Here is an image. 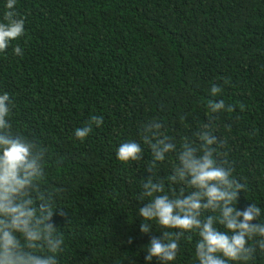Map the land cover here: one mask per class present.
Instances as JSON below:
<instances>
[{"label":"trees","instance_id":"obj_1","mask_svg":"<svg viewBox=\"0 0 264 264\" xmlns=\"http://www.w3.org/2000/svg\"><path fill=\"white\" fill-rule=\"evenodd\" d=\"M17 9L23 53L14 44L0 54V92L14 102L13 130L49 150L47 185L61 207L53 222L65 240L59 264H146L150 241L170 231L154 222L141 231L149 201L138 197L149 177L170 195L189 193L169 179L177 152L155 167L147 147L137 163L116 157L152 118L177 146L212 125L221 160L244 185L235 206L256 205L264 219V0H18ZM219 99L231 110L210 113L208 101ZM93 116L103 125L80 141L75 129ZM176 238V264H195L199 237Z\"/></svg>","mask_w":264,"mask_h":264},{"label":"clouds","instance_id":"obj_2","mask_svg":"<svg viewBox=\"0 0 264 264\" xmlns=\"http://www.w3.org/2000/svg\"><path fill=\"white\" fill-rule=\"evenodd\" d=\"M17 5L18 0H3L0 54L14 44L15 55L23 53L17 42L25 36L26 26ZM221 93V87L211 86L212 97ZM13 107L10 94L0 92V264H59L65 240L53 222L61 207L57 191L47 185L49 150L13 130ZM207 107L212 114L231 110L223 99L209 100ZM103 123L102 116H93L88 125L75 129V137L84 141L91 125L101 127ZM194 137L177 146L164 123L152 118L142 122L138 139L123 140L116 148V157L124 164L140 162L145 148H150L151 167L177 152L175 175L169 179L189 188L187 195L183 189L170 195L162 182L156 183L152 177L143 181L138 199L149 202L139 209L144 218L141 231L149 233L153 222L170 230L164 239L150 241L145 262L151 264L156 258L161 264H176L182 247L177 235L195 233L199 237L194 244L195 264H251L257 253L264 254L262 209L235 206L244 185L237 182L231 164L221 160L220 139L213 126L205 123ZM208 211L214 215L205 216Z\"/></svg>","mask_w":264,"mask_h":264}]
</instances>
